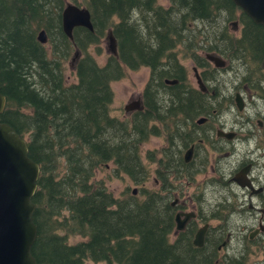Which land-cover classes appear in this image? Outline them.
Instances as JSON below:
<instances>
[{"label": "trees", "instance_id": "obj_1", "mask_svg": "<svg viewBox=\"0 0 264 264\" xmlns=\"http://www.w3.org/2000/svg\"><path fill=\"white\" fill-rule=\"evenodd\" d=\"M71 1L89 9L93 24V31L75 27L72 40L62 29L65 0H0V93L6 98L0 120L26 139L40 167L32 255L38 264H210L202 249L169 244L168 222L152 192L142 187L141 197L114 195L95 175L111 164L112 176L143 184L151 153L143 155L142 145L150 136L186 138L195 117L231 108L232 97L210 100L189 83L178 54L206 73L210 63L198 51L215 52L229 67L240 62L243 79L252 73L264 80V28L232 0ZM232 21L241 26L239 35ZM108 28L118 54L100 64L90 47L100 54ZM40 30L46 43L37 39ZM75 52L76 81L68 82L66 62ZM141 67L149 68L143 109L112 115L111 83Z\"/></svg>", "mask_w": 264, "mask_h": 264}, {"label": "flooded vegetation", "instance_id": "obj_2", "mask_svg": "<svg viewBox=\"0 0 264 264\" xmlns=\"http://www.w3.org/2000/svg\"><path fill=\"white\" fill-rule=\"evenodd\" d=\"M230 25L231 31H239L238 23ZM205 53L204 58L210 63L207 71L197 70L205 90L197 84L193 65L196 87L210 100L232 97L231 108L219 112L212 108V113L195 117L184 139L186 144L166 135L150 136L149 139L163 138L165 143L158 166L152 162L154 155L149 159L155 167V176L151 177L155 188L145 190L152 192L150 199H155L168 222L166 236L176 249H202L210 264H264V80L253 79L250 74V78L234 85V90H225L220 85L225 81L220 77L227 61L224 66H214ZM209 76L220 81L211 84ZM259 76L264 77V70ZM237 93L243 101L241 110L236 102ZM250 98V106H258L256 112L237 121L238 127H224L221 115L232 111L233 106L242 115ZM140 99L143 103L142 96ZM256 100L261 101L260 105ZM239 131L244 136L238 135ZM255 136H260L261 141H256ZM253 139L256 145L250 143ZM152 171L147 167L145 181L150 180ZM216 188L223 190V196H215ZM197 235L200 240L195 243Z\"/></svg>", "mask_w": 264, "mask_h": 264}, {"label": "water", "instance_id": "obj_3", "mask_svg": "<svg viewBox=\"0 0 264 264\" xmlns=\"http://www.w3.org/2000/svg\"><path fill=\"white\" fill-rule=\"evenodd\" d=\"M235 5L255 23L264 28V0H232ZM237 24V21H232ZM75 27H84L93 31L91 13L85 6L66 3L62 10V29L69 39H73ZM37 39L46 43L44 30H40ZM106 51L117 56L118 43L112 28L105 33ZM78 53H74L73 59ZM205 57L214 66L226 64L221 56L207 52ZM264 70V47L261 59ZM197 84L201 90L205 86L197 71L193 68ZM173 84L177 79L166 80ZM238 108L242 109L243 101L239 93L236 94ZM6 104V98L0 93V115ZM141 99L132 100L125 104V112L142 110ZM219 134H221L219 132ZM228 136V134H225ZM40 174L39 164L28 155L27 141L8 123L0 120V264H38L32 255V246L37 236V226L33 220L35 204L32 197L37 189ZM135 192V191H133ZM200 240L199 235L195 239Z\"/></svg>", "mask_w": 264, "mask_h": 264}, {"label": "rangeland", "instance_id": "obj_4", "mask_svg": "<svg viewBox=\"0 0 264 264\" xmlns=\"http://www.w3.org/2000/svg\"><path fill=\"white\" fill-rule=\"evenodd\" d=\"M157 2L161 5L167 6L169 3V0H157ZM66 3H72V1L71 0H65V4ZM231 27H233V26L230 25V28ZM239 28H241L240 25H239ZM234 33H235V35H239L240 29H239V31L234 32ZM104 38H103L102 43H101L102 50H101L100 54L96 53L94 46L90 47L91 53L94 55V57L97 59V61L100 64H103L106 61V57L108 56V53H107L106 48H105L107 46V42L105 41ZM204 52H205L204 50L198 51V53L202 56H204ZM73 57H74V53L68 58V60L66 62L65 74H66L68 82H75L76 81V77L74 74V65H75V59L78 57V55L75 59H73ZM178 58L180 60V63L185 67V69L187 71V78H188V81H190L189 83L192 86L196 87V82H195V78L193 76L192 66L194 65V66L198 67L197 62L195 64L192 58L181 56V54H178ZM234 63L235 64H233V66L229 67L228 66L229 62L227 61V67H226L225 71H222L223 74H222V77H220V79L224 80L225 82L221 83L220 85L223 86V89H225V90H229V91L234 90L233 86L236 85L237 83H239L243 79V75H245L247 73L246 68H244L240 62H234ZM211 66H212V64H211ZM199 71H201V68H199ZM250 74H251V76H253L252 73H249V75ZM148 76H149V69L147 67H141L137 70L126 69L125 70V76L122 79L114 81L111 83V87H112L113 92H114L113 102L111 104V108H112L111 114L112 115L118 116L120 118H124V117L128 116V112H125L124 106L129 101L140 99V96H142V91L144 89L145 83L148 80ZM217 81L218 82L220 81L219 78L216 81L211 82V84L216 83ZM222 95H225V94H222ZM255 98H257V97H255ZM252 101H251V98L247 100L248 105H247L246 111L242 115L237 114V110L235 109L234 106L232 108V111L223 113L220 117V121L225 123L224 127H226L227 129L231 128V126L238 127L237 121H239L240 119H242V117H244L246 115H253L256 112L254 109H256L258 106L257 107H251L249 102H252ZM256 101L260 105L261 101L260 100H256ZM261 109H262V106H261ZM241 129L242 128H240V130ZM242 131H239L238 135L244 136ZM257 134H259V133H257ZM184 138H185V135L182 137V139H184ZM178 139H180V138H178ZM256 141L260 142L261 137L260 136L256 137ZM164 143H165V141L163 138L151 137L146 143H144L142 145V154L144 155V154H146L147 151H149L151 153V155H154V161H152V162H154V165L156 167L158 166L157 160L161 158V150L163 149ZM250 143L252 145H256L254 139L251 140ZM234 145H236V147H241V145L239 143H234ZM172 158L175 159V155H173ZM145 163L147 164L148 170H150V171L153 170V171L149 174L150 180L148 179L149 181H145L143 184H140V185L135 184L127 175L122 174L119 177L112 176L113 166L111 164L108 167L104 168L103 170H98L96 172L95 177L97 179H103L105 181L107 188L110 191H112L114 195H118L123 191H125V192L135 191V192H133L134 195H138L139 197H141L140 192H141L142 187L144 189L155 188L152 186L153 182L151 180V177L155 176V173H154L155 167L148 160H145ZM172 164H174V163H172ZM262 164H263V170H264V162H262ZM214 193H215V196H216V194H217V196L220 194L223 196V190L222 189L219 190L218 188H216L214 190ZM78 239H79V237L71 238L70 242H76ZM85 264H106V263L105 262H92V261L88 260V261H86Z\"/></svg>", "mask_w": 264, "mask_h": 264}, {"label": "bare ground", "instance_id": "obj_5", "mask_svg": "<svg viewBox=\"0 0 264 264\" xmlns=\"http://www.w3.org/2000/svg\"><path fill=\"white\" fill-rule=\"evenodd\" d=\"M45 31V30H44ZM46 33V32H45ZM47 37V36H46ZM197 70H199V68L197 66H194ZM170 80V79H169ZM167 83V82H166ZM178 81L176 83H173V84H177ZM169 84V83H168ZM18 133V132H17ZM20 135V134H19ZM21 136V135H20ZM22 137V136H21Z\"/></svg>", "mask_w": 264, "mask_h": 264}]
</instances>
